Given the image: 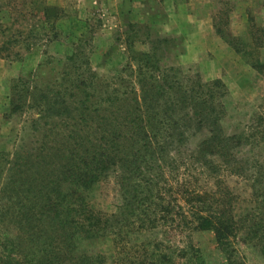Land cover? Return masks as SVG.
Listing matches in <instances>:
<instances>
[{
    "label": "trees",
    "instance_id": "obj_1",
    "mask_svg": "<svg viewBox=\"0 0 264 264\" xmlns=\"http://www.w3.org/2000/svg\"><path fill=\"white\" fill-rule=\"evenodd\" d=\"M146 57L119 84L77 48L60 80H15L11 113L35 114L21 148L0 149V264H206L192 237L203 228L214 232L218 264H247L241 241L264 258V102L255 126L227 132L220 79L150 71ZM193 131L204 133L195 143ZM31 133L37 140L27 143ZM182 148L216 189L199 178L174 186L164 153ZM223 172L248 185L247 199L218 180ZM111 176L120 204L107 213L92 193Z\"/></svg>",
    "mask_w": 264,
    "mask_h": 264
},
{
    "label": "rangeland",
    "instance_id": "obj_2",
    "mask_svg": "<svg viewBox=\"0 0 264 264\" xmlns=\"http://www.w3.org/2000/svg\"><path fill=\"white\" fill-rule=\"evenodd\" d=\"M76 48L97 75L111 83L131 79L138 70L137 59L146 55L150 71L156 65L164 70L173 66L182 78L198 76L202 83L220 79L215 90L226 92L222 123L227 132L255 126L262 112L264 0H0L1 150L11 154L21 148L24 130L35 114L11 113L15 80L42 86L60 80L66 57ZM190 134L195 143L204 133ZM37 137L31 133L27 143ZM190 153L183 148L164 153L167 166L176 167L172 174L167 170L174 186L199 178L204 188L216 189L215 180L192 164ZM218 180L240 200L250 194L240 177L223 172ZM92 203L98 210L116 211L120 195L114 176L96 186ZM192 237L206 264L222 261L211 229L196 230ZM98 244L107 250L111 242L101 239ZM238 249L247 264H264L257 248L241 241Z\"/></svg>",
    "mask_w": 264,
    "mask_h": 264
}]
</instances>
